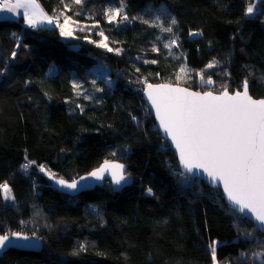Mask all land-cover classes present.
I'll return each instance as SVG.
<instances>
[{"label": "trees", "instance_id": "1", "mask_svg": "<svg viewBox=\"0 0 264 264\" xmlns=\"http://www.w3.org/2000/svg\"><path fill=\"white\" fill-rule=\"evenodd\" d=\"M36 1L87 29L66 40L56 25L0 19V185L13 198L0 189V234L44 244L0 264H264V235L219 189L182 173L142 98L148 84L233 93L247 81L264 99V0L253 16L255 0ZM121 3L130 21L109 22ZM100 65L111 86L96 81ZM105 161L126 164L132 185L71 197L42 175L72 181Z\"/></svg>", "mask_w": 264, "mask_h": 264}, {"label": "snow or ice", "instance_id": "2", "mask_svg": "<svg viewBox=\"0 0 264 264\" xmlns=\"http://www.w3.org/2000/svg\"><path fill=\"white\" fill-rule=\"evenodd\" d=\"M81 2L75 0L77 4ZM18 8L26 9L24 16L31 27L53 23L36 0H25L23 3H8L5 0L0 4V11L13 12ZM252 13L253 6H249L246 14ZM119 15V10L111 12L109 22ZM123 18L128 19L127 16ZM164 30L171 32V28ZM61 34L71 35V32L61 27ZM98 46L107 47L106 44ZM207 67L212 68L214 64ZM207 83L212 84L213 81L208 79ZM148 89L147 97L155 109L160 127L171 137L184 169L188 172L194 168L202 169L212 181L221 182L229 201L237 205L241 212L247 210L264 226V99L255 100L249 95L247 81L243 84V91L234 95H229L228 91L221 95H213L211 91L201 95L169 85L155 88L148 85ZM109 170L117 185L125 179L123 165L107 161L91 175L101 179L103 173ZM57 183L68 189L77 188L76 182L68 183L61 179ZM0 189H3L7 199V194L11 192L7 184L0 185ZM33 239L34 236L29 237L22 232H12L11 238L8 233L0 234V250L35 247L31 243ZM210 251L215 261V244L210 245Z\"/></svg>", "mask_w": 264, "mask_h": 264}, {"label": "water", "instance_id": "3", "mask_svg": "<svg viewBox=\"0 0 264 264\" xmlns=\"http://www.w3.org/2000/svg\"><path fill=\"white\" fill-rule=\"evenodd\" d=\"M148 85H152L153 88L161 86V85H169L171 87H179V88H182V89H187L190 92H199L201 95H203L206 92H209V91H205V92L196 91V90L190 89V88L185 87V86L175 85V84H168V83L148 84ZM148 85L144 88V91H143V94H142V98L146 102L150 113L152 114V116L155 119L158 131L160 132V134L163 137V139L169 144L170 148L174 152V154H175V156L177 158L180 170L182 171V173L184 175H188L192 179H200V180L206 182L212 189H219L222 192V195H223V197L225 199L226 204L228 206H230L237 214L241 215L242 217H244L248 221H250L264 235V226H261L259 224V222L255 220L254 216H252L251 213H248L247 210H245L244 212H241L237 205H234L231 201H229V199L227 198V193L224 191V187H223V184L221 182L212 181L211 178L207 175V173L203 172L202 169H195L194 168L192 170V172H188L186 169H184L183 164L180 161L179 151L175 147V144L172 142L171 137H168L164 133L163 129L160 127V123H159V120H158V118L156 116L155 109L152 107L151 102L148 100V97H147V92L149 90L148 89ZM239 91L242 92L243 89L239 90ZM211 92L213 93V95H221V94H223L224 91L220 92V93H217V92H214V91H211ZM236 92L231 93V92L228 91L229 95H234ZM248 93L253 99L261 100V99H256L255 97H253L250 94L249 87H248ZM107 162H109L111 164H121V165H123V172H124V175H125V179L123 181H121V183L119 185H117L113 181L112 175H111V170L105 171L103 173V178H101V179H97L96 177L91 175L93 172L97 171L100 167H102L104 163H102L98 168L94 169L90 173L85 174V175H83V176H81V177H79V178H77L75 180H72V181H68V180H65L63 178L54 177V176L50 175L49 173H47L45 171L42 172V175H43V177L47 178L51 182L52 187L55 190H57L61 194H65V195H68V196H71V197H75V196L81 194L82 192L94 190L97 187H103L105 184H107V182H109L111 184V187H112L113 191H115V192H119V191L123 190L124 188L132 185L133 180L127 176L128 166L126 164H124L122 162H119V161H107ZM61 179L66 181V182H68V183L76 182L77 183V188L76 189H68V188L63 187L62 185L57 183V181L61 180ZM29 237H31V236H29ZM10 238H11V235H10ZM21 243H28V242H21ZM31 243L36 245V246L35 247H22V248H8V249H5V250H0V257H2L7 251H9L11 249H16V250L25 251V252H35V253L42 252L44 244H43V242L40 239L35 238V239H33L31 241Z\"/></svg>", "mask_w": 264, "mask_h": 264}, {"label": "rangeland", "instance_id": "4", "mask_svg": "<svg viewBox=\"0 0 264 264\" xmlns=\"http://www.w3.org/2000/svg\"><path fill=\"white\" fill-rule=\"evenodd\" d=\"M259 0H255V2L253 3V4H251L250 6H253V13L251 14V15H249V16H253L256 12H257V2H258ZM17 2H21V3H23V2H25V0H17ZM8 3H15L14 2V0H11V1H9ZM20 9V8H19ZM23 9L24 10H26L25 8H21L20 10L23 12ZM116 10H119V12H120V15L119 16H117L115 19H116V21L117 22H123V21H125L124 19H122L123 17V15H122V12H123V6H121L120 8H118V9H116ZM115 10V11H116ZM5 11V10H4ZM4 11H2V12H0V19H2L3 18V16H5L4 15ZM49 15V14H48ZM49 17H51L50 15H49ZM52 19H53V17H51ZM68 21V20H67ZM45 24H46V22H45ZM49 25V27H52V26H54V25H56V26H58L59 27V29H60V31H61V27H64L67 31H70L71 32V35H63L64 36V38L66 39V40H76V39H80V37H78V33H81V32H84L87 28L85 27V25H83V24H80V23H78V22H76V21H68V23L67 24H65V22H62V23H57L56 22V20L55 19H53V23L52 24H48ZM32 29H34L33 27H31ZM20 37V36H19ZM82 39V38H81ZM89 41H90V39H88ZM100 44H106L107 45V42L106 41H104V42H102V43H100ZM105 48H107V47H105ZM109 70L107 69V68H103L101 65L100 66H98L95 70H94V76L96 77V81L97 80H102V81H104V83L106 82L108 85H112L113 83L111 82V80H110V76H109ZM76 88L78 89L76 92H77V94H79V92L81 91V92H83V91H87V89L86 88H83V87H80V86H76ZM80 92V93H81ZM11 199H13V198H11ZM11 199H10V197H8V200H9V202L11 201ZM42 202H43V204L45 203H48V201L47 200H42ZM85 209H87V208H85V207H81V208H79V209H63V208H61V212L62 213H65V214H68V215H71V216H79V215H76V212H78V211H81V212H83Z\"/></svg>", "mask_w": 264, "mask_h": 264}, {"label": "crops", "instance_id": "5", "mask_svg": "<svg viewBox=\"0 0 264 264\" xmlns=\"http://www.w3.org/2000/svg\"><path fill=\"white\" fill-rule=\"evenodd\" d=\"M15 3H17V0H16V2ZM36 3H38L37 1H36ZM39 4V3H38ZM40 5V4H39ZM21 9V8H20ZM19 8L18 9H16L15 11H13V12H8V11H4V15L5 16H3V18H7V19H17V18H20V17H22V16H24V12L26 11V10H24L23 9V12L20 10ZM40 9H42L43 10V12L47 15V16H49L47 13H46V11L41 7V5H40ZM29 11H31V10H29ZM0 12H2V11H0ZM25 17V16H24ZM26 22H27V20H26ZM28 24V23H27ZM28 26H29V24H28ZM30 28H31V26H29ZM39 27H49V25H48V23H43V24H37V26L36 27H33L34 29H37V28H39Z\"/></svg>", "mask_w": 264, "mask_h": 264}, {"label": "built area", "instance_id": "6", "mask_svg": "<svg viewBox=\"0 0 264 264\" xmlns=\"http://www.w3.org/2000/svg\"><path fill=\"white\" fill-rule=\"evenodd\" d=\"M9 1H11V0H7V2H9ZM5 2V0H0V4H3ZM121 6H123V12H122V17H125V16H127V21H130V18L128 17V9H127V6H126V4L125 3H121ZM122 19H124V18H122ZM125 20V19H124Z\"/></svg>", "mask_w": 264, "mask_h": 264}]
</instances>
